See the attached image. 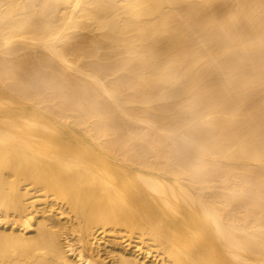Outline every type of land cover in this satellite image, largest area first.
Returning a JSON list of instances; mask_svg holds the SVG:
<instances>
[{"label": "bare ground", "instance_id": "bare-ground-1", "mask_svg": "<svg viewBox=\"0 0 264 264\" xmlns=\"http://www.w3.org/2000/svg\"><path fill=\"white\" fill-rule=\"evenodd\" d=\"M0 264H264V0H0Z\"/></svg>", "mask_w": 264, "mask_h": 264}]
</instances>
